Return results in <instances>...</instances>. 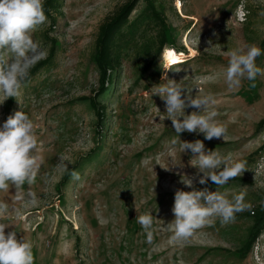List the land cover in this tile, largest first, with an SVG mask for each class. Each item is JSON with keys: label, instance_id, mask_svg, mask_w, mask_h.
<instances>
[{"label": "rangeland", "instance_id": "374dc122", "mask_svg": "<svg viewBox=\"0 0 264 264\" xmlns=\"http://www.w3.org/2000/svg\"><path fill=\"white\" fill-rule=\"evenodd\" d=\"M126 1L61 0L55 25L47 20L33 34L47 54L46 36L55 38V56L25 82L11 115L22 110L33 121L40 167L31 185L0 190V203L7 205L0 222L12 225L5 232L16 231L18 239L33 244L34 264H264V230L245 257L238 254L252 224L246 213L264 202V126H258L264 119V76L244 79L235 88L224 76L228 52L237 47H259L256 65L264 69V0H156L170 25L171 49L186 56L160 54L138 79L134 52L128 50L97 97L104 117L96 126L81 97H95L99 87L92 61L98 27ZM143 5L138 3L130 20ZM165 75L180 82L185 95L187 89L193 96L211 94L216 120L227 128L224 138L207 140L185 131L180 141L199 139L206 150L244 161L241 176L218 189L210 179L198 182L191 150L181 152L180 143H172L178 137L172 121L163 118L165 102L153 95ZM193 111L199 110L185 109ZM61 158L67 164L63 173L57 168ZM73 170L80 180L72 179ZM183 175L195 177L197 190L227 192L228 198L243 193L250 208L228 224L214 219L175 245L167 227L174 219L175 191L192 190L181 182ZM29 192L35 205L28 203ZM149 212L151 242L136 221Z\"/></svg>", "mask_w": 264, "mask_h": 264}, {"label": "clouds", "instance_id": "9594fccd", "mask_svg": "<svg viewBox=\"0 0 264 264\" xmlns=\"http://www.w3.org/2000/svg\"><path fill=\"white\" fill-rule=\"evenodd\" d=\"M46 22L43 0H0V104L8 98L19 97L31 68L46 58V51L33 39V34ZM261 54L262 50L256 45L237 47L228 52L224 76L229 88L240 86L244 79L254 82L257 76H264V69L256 65ZM162 79L166 82L154 86L153 95L165 102L163 118L172 121L178 137V141L173 139L172 143L179 142L181 152L191 150L190 164L198 169V182L203 185L210 179L218 189L241 176L247 170L244 161H235L230 155L224 156L216 150H206L202 140L181 142L179 139V134L185 131L202 133L207 140L224 138L227 128L216 120L218 113L211 108L215 104L214 97L211 94L193 96L189 89L185 95L186 88L180 82L168 79L166 75ZM188 107L199 111L186 114ZM37 144L33 121L25 112L16 111L7 117L0 126V190L7 191L10 185L20 189L25 183L31 185L34 182L40 167ZM57 168L62 173L67 171L63 158ZM70 175L73 180H80L78 172L73 170ZM194 179L183 175L181 182L192 190L175 191L174 219L167 224L171 231L170 242L175 245L182 246L198 229L213 223L214 219L228 224L234 222L236 213L250 208L244 202L243 193L228 198L227 192L207 188L197 190ZM27 195L30 197L28 203L35 205V194L29 192ZM6 212L7 205L0 203V220ZM136 221L151 242L153 215L149 212L136 216ZM10 226L0 222V264H34L33 244L23 237L18 239L16 231L6 233L5 229Z\"/></svg>", "mask_w": 264, "mask_h": 264}, {"label": "trees", "instance_id": "16d2710c", "mask_svg": "<svg viewBox=\"0 0 264 264\" xmlns=\"http://www.w3.org/2000/svg\"><path fill=\"white\" fill-rule=\"evenodd\" d=\"M139 2H143L141 12L132 20L129 15ZM61 0H43V8L49 25L54 26L56 22L55 13L59 10ZM48 54L45 59L39 61L31 68L26 82L41 68L51 64L56 52V39L49 38ZM264 44V39L262 41ZM174 40L170 34V25L163 12L156 6V0H127L115 11L106 16L98 27L92 61L98 74L99 87L93 98L81 97L93 110L96 117V126L101 125L104 117V105L97 97L103 94L108 87L110 74L120 67L128 50L134 52L135 70L137 78L141 79L149 70L153 60L163 54L165 57L177 59L185 57L182 52H174ZM170 47V48H164ZM15 98H8L4 102V122L11 115ZM264 126V119L260 120L258 126ZM251 219V227L242 247L238 250L241 257H245L251 250L258 236L264 230V202L246 213ZM81 264V263H80Z\"/></svg>", "mask_w": 264, "mask_h": 264}, {"label": "snow or ice", "instance_id": "6c2138e0", "mask_svg": "<svg viewBox=\"0 0 264 264\" xmlns=\"http://www.w3.org/2000/svg\"><path fill=\"white\" fill-rule=\"evenodd\" d=\"M173 62H175V61H173Z\"/></svg>", "mask_w": 264, "mask_h": 264}]
</instances>
